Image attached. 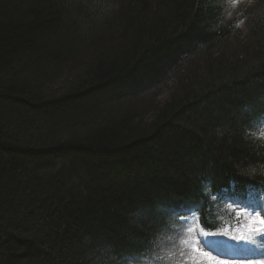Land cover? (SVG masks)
<instances>
[{"label": "trees", "instance_id": "16d2710c", "mask_svg": "<svg viewBox=\"0 0 264 264\" xmlns=\"http://www.w3.org/2000/svg\"><path fill=\"white\" fill-rule=\"evenodd\" d=\"M227 14L0 0V264H174L179 218L264 200V0Z\"/></svg>", "mask_w": 264, "mask_h": 264}, {"label": "rangeland", "instance_id": "374dc122", "mask_svg": "<svg viewBox=\"0 0 264 264\" xmlns=\"http://www.w3.org/2000/svg\"><path fill=\"white\" fill-rule=\"evenodd\" d=\"M224 2L228 6L227 21H232L240 33L244 32L243 15L250 0H224ZM162 94L163 91L160 96ZM245 205L247 206L248 202ZM252 208L258 210L256 205H252ZM261 214H264V203L262 211L255 215L257 220L251 218L248 223L231 229L230 233L201 232L194 214L181 217L178 223L182 226L175 235L179 251L169 246L167 249L169 256L174 264H197V262L209 264L208 257L226 260L227 264H264V225L256 222L263 220ZM258 229L260 231H257Z\"/></svg>", "mask_w": 264, "mask_h": 264}, {"label": "snow or ice", "instance_id": "6c2138e0", "mask_svg": "<svg viewBox=\"0 0 264 264\" xmlns=\"http://www.w3.org/2000/svg\"><path fill=\"white\" fill-rule=\"evenodd\" d=\"M259 224L264 225V220L256 221ZM257 231H260L259 229ZM194 251H198V249H194ZM201 255H204V253H200ZM209 264H227L226 260L223 259H216L214 257H208ZM199 264V262H197Z\"/></svg>", "mask_w": 264, "mask_h": 264}, {"label": "bare ground", "instance_id": "6f19581e", "mask_svg": "<svg viewBox=\"0 0 264 264\" xmlns=\"http://www.w3.org/2000/svg\"><path fill=\"white\" fill-rule=\"evenodd\" d=\"M257 245V244H256Z\"/></svg>", "mask_w": 264, "mask_h": 264}]
</instances>
